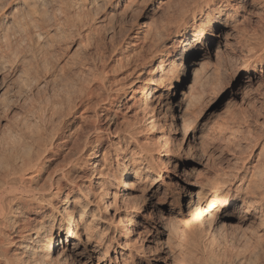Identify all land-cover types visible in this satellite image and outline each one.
I'll return each instance as SVG.
<instances>
[{
    "label": "bare ground",
    "instance_id": "1",
    "mask_svg": "<svg viewBox=\"0 0 264 264\" xmlns=\"http://www.w3.org/2000/svg\"><path fill=\"white\" fill-rule=\"evenodd\" d=\"M138 1L123 0L120 16L132 12ZM21 2L31 13L41 0ZM83 2L69 0L61 12L74 29L83 30L89 24L79 11H74V8L82 10L86 5ZM223 4L231 8L234 49L241 71L251 75L260 67L263 69L259 71L264 72V0L160 1L157 8H161L162 15L141 38H136V49H139L134 54L123 48V43H134L123 39L126 36L123 27L119 31L121 41H115L114 45L110 42V52L106 50L105 30L90 24L87 27L94 33L93 43L83 45L82 42V56L76 59L75 65L60 72L58 90L55 87L46 97L47 86L40 87L38 92L46 99L45 105L36 111L32 99L29 107L37 113H24L26 125L17 131L11 132L8 126L1 128L0 125V264H87L88 260L83 258L101 249L102 257H97L96 264H159L156 260L160 259L163 264H174L169 256H159L166 228L159 227L152 209L154 205L147 201L161 193L171 212L192 218L196 210L209 203L228 208L236 200L243 205L240 215L243 220L252 217L264 226V130L249 137L253 145L247 143L246 148L251 146V154L256 157L251 169L245 168L231 178L217 174L203 180L198 177L200 172L189 166L190 161L179 160L170 122L158 120L155 114L142 120L143 124L132 122L126 114L119 113L120 107L115 103L117 95L126 93L137 80L122 83L124 71L147 59L159 60L163 51L170 55L179 43L174 67L161 71L154 68L153 72L161 73L166 81L162 93L169 91L184 55L211 35L213 29L208 32V27L219 25L220 15L214 17L213 11L220 13ZM249 7L258 9L252 22L245 15ZM178 14L182 18L173 26V16ZM201 16H206V22L197 23ZM167 32L176 38L170 48ZM7 43L6 34L0 33L2 69L12 67L9 63L12 47ZM164 65L167 63L160 66ZM108 66H113L112 70ZM152 97L150 85L143 86L142 105L147 106ZM159 101L162 107L163 100L159 98ZM164 106L165 113L171 108V102L166 100ZM17 118L16 124L20 121ZM104 120L108 127L104 126ZM106 142L108 145L99 158ZM93 146L96 147L87 160L85 178L78 181L74 176L76 166L87 157L84 151ZM63 149H66L64 161L47 170L53 156ZM244 159H238L241 165ZM177 175L175 183L173 179ZM135 192H140L141 204L133 198ZM111 208L113 214L106 216ZM189 234L196 243L213 238L211 234H201L195 239L194 231ZM140 242L145 243L139 247L136 244ZM14 244L16 251L11 256L8 250Z\"/></svg>",
    "mask_w": 264,
    "mask_h": 264
},
{
    "label": "rangeland",
    "instance_id": "2",
    "mask_svg": "<svg viewBox=\"0 0 264 264\" xmlns=\"http://www.w3.org/2000/svg\"><path fill=\"white\" fill-rule=\"evenodd\" d=\"M83 1L86 3L84 8L82 10L74 8V11H79L78 13L88 21L87 26L94 24L97 28L105 30L106 50L112 48L111 44L121 41L122 34L119 31L123 27V33H126L123 39L134 42V45L123 43V48L126 47L127 51L134 54L139 49H136V38H141L148 27L158 21L162 10L157 7L160 1L165 0H139L134 10L125 16H120L124 8L123 0ZM68 2L69 0H41L37 4L39 6L36 5L38 9L29 13L21 0H0V33L6 34L7 44L12 47L9 57L12 67L2 69L0 64L1 128L8 126V130L14 132L25 126L24 113H37L35 110L39 111L40 106L45 105L43 102H46V99L38 92L41 90L40 87L47 86L46 97L50 96L55 87L58 90L56 84L60 72L63 68L76 64L82 56L83 45L93 43L94 33L89 32L87 26L83 30H78L66 23L61 12ZM224 4L219 8L220 13L217 10L213 11L214 17L220 15L219 27L216 25L214 28L208 27V32L209 29H213L211 35L198 42L184 55L178 75L172 80L169 91L162 93L166 81L161 73L153 72L154 68L161 71L174 67L179 43L175 44V50L170 55L163 51L159 60L147 59L136 63L132 71L130 69L124 71L121 80L125 81H121L122 83L137 80L131 89L126 93L120 92L115 100V103H118L116 106L120 107L119 113L126 114L132 122L143 124L150 114L158 115L160 121L170 122V134L176 138L179 160L190 161L189 166H194L193 168L200 172L198 177L203 180L217 174L222 178L229 176L231 178L233 174L236 175L245 168L251 169L252 164L256 163V157L255 154H251V146L248 148L246 146L247 143L253 145L250 136H257L256 133L264 130V72L259 71L263 68L258 67L251 75L241 71L234 49L231 8ZM257 11L258 9L249 7L245 15L252 22L256 20ZM181 18L182 14L174 15L173 26ZM200 21L206 22V16H201L197 23ZM76 32L81 35L78 36ZM113 34L115 36L111 40ZM167 37L169 38L167 47L170 48L176 42V38L170 32H167ZM164 62L167 65L161 67V63ZM112 67L108 66L109 70H112L110 69ZM154 82L159 84L155 86ZM147 85L152 88L153 97L147 106H144L141 90ZM117 98H120L119 102H116ZM159 98L163 100L162 107ZM32 99L35 110L29 107ZM166 100L171 102V108L164 113ZM16 118L20 120L18 124ZM120 119L119 121L122 120ZM102 122L108 127L107 121ZM113 128L114 126L111 127L112 130ZM66 130L65 135L68 134ZM110 138L112 140L113 136ZM107 145L108 142L105 143L99 158L102 157ZM95 147L84 151L83 154L87 157L76 166L74 176L79 178L78 181L85 178L87 160L93 155ZM65 153L66 149H63L58 155L53 156L52 161L47 164V170L51 171L57 164L62 163ZM241 158H246L243 165L238 160ZM181 169L183 167L179 168L180 171ZM177 179L178 175L173 182L176 183ZM133 198L140 204L143 201L140 192H135ZM147 201L154 205L152 209L157 216L159 227L166 228L165 235L161 238L163 244L159 245L160 257L169 256V260H173L174 264H264V226L262 227L252 217L243 220L240 216L243 205L236 200L228 208H222L217 203H209L208 206L200 207L199 211L196 210L193 218L171 212L162 193L159 197ZM113 212L111 208L106 216L112 215ZM190 230L196 234L195 239L201 234L213 235L211 239L213 242L200 240V243H196V240L191 239ZM144 243L136 245L141 247ZM15 244L8 250L11 256L16 251ZM117 249L119 251V248ZM101 252L102 249L98 253H93L91 257H84L83 260L87 259V264H96L97 257H102ZM111 257H114V253ZM156 262L163 264L161 259Z\"/></svg>",
    "mask_w": 264,
    "mask_h": 264
}]
</instances>
